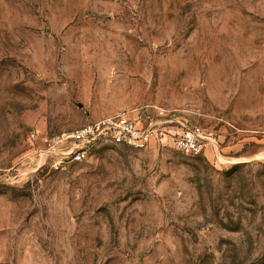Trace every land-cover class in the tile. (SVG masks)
<instances>
[{
	"label": "rangeland",
	"instance_id": "374dc122",
	"mask_svg": "<svg viewBox=\"0 0 264 264\" xmlns=\"http://www.w3.org/2000/svg\"><path fill=\"white\" fill-rule=\"evenodd\" d=\"M157 109L200 156L42 154ZM0 264H264V0H0Z\"/></svg>",
	"mask_w": 264,
	"mask_h": 264
},
{
	"label": "built area",
	"instance_id": "2783aa9c",
	"mask_svg": "<svg viewBox=\"0 0 264 264\" xmlns=\"http://www.w3.org/2000/svg\"><path fill=\"white\" fill-rule=\"evenodd\" d=\"M156 117L147 111L116 112L91 124L42 138V154L54 158V165L85 161L100 144L117 145L131 150L146 148L169 129L174 147L184 156L198 157L209 136L199 125L179 123L175 109H157ZM34 137V136H33Z\"/></svg>",
	"mask_w": 264,
	"mask_h": 264
}]
</instances>
